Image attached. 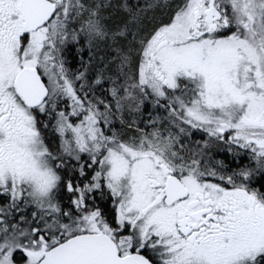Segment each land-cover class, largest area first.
Instances as JSON below:
<instances>
[{
    "label": "snow or ice",
    "instance_id": "6c2138e0",
    "mask_svg": "<svg viewBox=\"0 0 264 264\" xmlns=\"http://www.w3.org/2000/svg\"><path fill=\"white\" fill-rule=\"evenodd\" d=\"M0 264H264V0H0Z\"/></svg>",
    "mask_w": 264,
    "mask_h": 264
},
{
    "label": "trees",
    "instance_id": "16d2710c",
    "mask_svg": "<svg viewBox=\"0 0 264 264\" xmlns=\"http://www.w3.org/2000/svg\"><path fill=\"white\" fill-rule=\"evenodd\" d=\"M85 59H87V54H85Z\"/></svg>",
    "mask_w": 264,
    "mask_h": 264
}]
</instances>
